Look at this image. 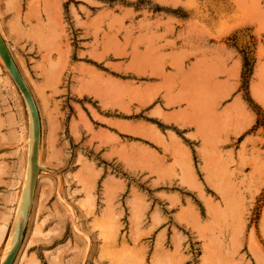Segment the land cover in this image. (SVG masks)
I'll use <instances>...</instances> for the list:
<instances>
[{
    "label": "rangeland",
    "instance_id": "rangeland-1",
    "mask_svg": "<svg viewBox=\"0 0 264 264\" xmlns=\"http://www.w3.org/2000/svg\"><path fill=\"white\" fill-rule=\"evenodd\" d=\"M0 37L40 123L13 264H264V0H0ZM26 109L0 59V262Z\"/></svg>",
    "mask_w": 264,
    "mask_h": 264
},
{
    "label": "bare ground",
    "instance_id": "bare-ground-1",
    "mask_svg": "<svg viewBox=\"0 0 264 264\" xmlns=\"http://www.w3.org/2000/svg\"><path fill=\"white\" fill-rule=\"evenodd\" d=\"M0 59H1V57H0ZM3 64H4V62H3ZM4 66H5V64H4ZM7 71H8V69H7ZM8 73H9V71H8ZM9 75H10V73H9ZM27 109H28V115H29V126H28V141H27V151H28L27 152V163H26V169H25V175H24L25 179H24V183L22 186V192L24 194V196H23L24 198L22 199L23 200L22 204H19L18 209L16 210V214H15L14 219H13L12 224H11L12 227H11L9 240L7 242V248L5 249L6 251L3 254V258H2V261L0 262V264L4 263V261L6 260L8 255L11 253V251L15 247V245L18 241L19 232L21 231V229H23L25 227L26 217H27V214H28V211L30 208V204H31V195H32V191H33L32 189H33V183H34L35 173H36V169L34 167L36 125H35V122H34V119L32 117V113L29 109L28 104H27ZM37 160H38V157H37Z\"/></svg>",
    "mask_w": 264,
    "mask_h": 264
},
{
    "label": "water",
    "instance_id": "water-1",
    "mask_svg": "<svg viewBox=\"0 0 264 264\" xmlns=\"http://www.w3.org/2000/svg\"><path fill=\"white\" fill-rule=\"evenodd\" d=\"M0 57H1L2 61L4 62L6 68L8 69L10 76L12 77L13 81L15 82L18 89L23 94V96H24V98H25V100L29 106V109L32 113V117H33L35 125H36L35 151H34L35 152L34 167L36 169V173H35V178H36V174L39 170V167L37 165V157H38V147H39V138H40V123H39V118H38V114L36 111V107L34 105V102H33V99L30 95L29 90L26 87V84L24 83V80L22 79V77H21V75H20V73H19L12 57L10 56V53H9V51H8L6 45H5V43L1 37H0ZM34 182H35V179H34ZM33 185H34V183H33ZM22 238H23V229H21V231L19 232L18 241L3 264H13L14 263L17 255H18V252L20 250V247L22 245Z\"/></svg>",
    "mask_w": 264,
    "mask_h": 264
},
{
    "label": "crops",
    "instance_id": "crops-1",
    "mask_svg": "<svg viewBox=\"0 0 264 264\" xmlns=\"http://www.w3.org/2000/svg\"><path fill=\"white\" fill-rule=\"evenodd\" d=\"M20 251V250H19ZM19 253V252H18ZM18 256V255H17Z\"/></svg>",
    "mask_w": 264,
    "mask_h": 264
}]
</instances>
